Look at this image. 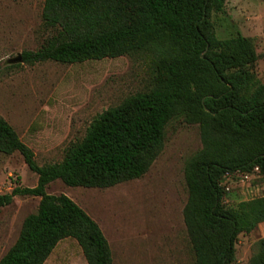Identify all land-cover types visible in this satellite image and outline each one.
I'll return each instance as SVG.
<instances>
[{"label": "trees", "instance_id": "1", "mask_svg": "<svg viewBox=\"0 0 264 264\" xmlns=\"http://www.w3.org/2000/svg\"><path fill=\"white\" fill-rule=\"evenodd\" d=\"M226 0H45L43 21L56 28L27 65L77 64L136 54L150 59V90L127 97L90 124L61 162L39 165L33 150L0 117V153H19L38 176L33 188L17 185L0 194V208L15 197H37V212L23 222L0 264H45L58 244L74 239L88 264H113L110 244L93 218L48 186L112 188L145 176L159 157L168 124L183 117L198 124L202 149L186 164L184 219L195 264H236V244L264 223V195L224 204L228 173L258 167L264 179V82L258 55L240 32L219 39L212 20ZM249 264H264V238Z\"/></svg>", "mask_w": 264, "mask_h": 264}, {"label": "rangeland", "instance_id": "2", "mask_svg": "<svg viewBox=\"0 0 264 264\" xmlns=\"http://www.w3.org/2000/svg\"><path fill=\"white\" fill-rule=\"evenodd\" d=\"M45 0H0V117L35 153L39 165L61 162L66 149L86 135L91 122L127 97L150 90L154 70L141 54L115 59L27 65L14 60L37 51L56 28L43 21ZM219 39L240 32L255 46V75L264 82V0H226L223 13L213 14ZM200 127L183 117L165 130L163 149L148 173L112 188L68 187L61 180L47 192L65 194L95 220L106 236L113 264H195L184 219L188 201L185 168L202 149ZM38 176L19 153H0V194L14 187L33 188ZM235 189L228 206L264 195V179ZM40 198L15 197L0 208V260L17 241L24 220L37 212ZM264 223L236 244V264H249ZM45 264H88L74 239H65Z\"/></svg>", "mask_w": 264, "mask_h": 264}, {"label": "built area", "instance_id": "3", "mask_svg": "<svg viewBox=\"0 0 264 264\" xmlns=\"http://www.w3.org/2000/svg\"><path fill=\"white\" fill-rule=\"evenodd\" d=\"M262 177L261 170L258 167L254 168L251 172L228 173L222 182V187L226 192L224 204H230L232 201L231 196L236 193L235 189L233 188L234 182L236 183V189L244 190L246 184L251 185L254 179H259Z\"/></svg>", "mask_w": 264, "mask_h": 264}, {"label": "water", "instance_id": "4", "mask_svg": "<svg viewBox=\"0 0 264 264\" xmlns=\"http://www.w3.org/2000/svg\"><path fill=\"white\" fill-rule=\"evenodd\" d=\"M21 61H22V57L21 56L14 60V62H21Z\"/></svg>", "mask_w": 264, "mask_h": 264}]
</instances>
